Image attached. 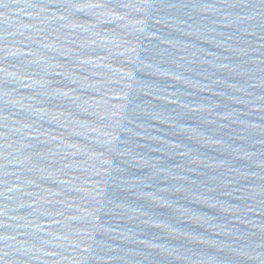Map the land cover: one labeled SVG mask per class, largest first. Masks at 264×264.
<instances>
[{
  "label": "water",
  "instance_id": "95a60500",
  "mask_svg": "<svg viewBox=\"0 0 264 264\" xmlns=\"http://www.w3.org/2000/svg\"><path fill=\"white\" fill-rule=\"evenodd\" d=\"M0 264H264V0H0Z\"/></svg>",
  "mask_w": 264,
  "mask_h": 264
}]
</instances>
